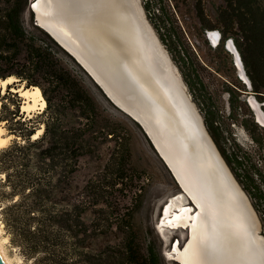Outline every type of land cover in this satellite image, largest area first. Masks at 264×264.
I'll use <instances>...</instances> for the list:
<instances>
[{"label":"trees","instance_id":"obj_1","mask_svg":"<svg viewBox=\"0 0 264 264\" xmlns=\"http://www.w3.org/2000/svg\"><path fill=\"white\" fill-rule=\"evenodd\" d=\"M30 3L0 0V80H18L7 86L0 115V122L15 136L12 144L0 148L2 220L12 244L31 264H167L165 243L151 221L146 193L126 184L137 179L136 167L129 168L123 121L116 115L124 112L67 50L36 25ZM143 6L187 85L200 93L198 103L207 104L208 109H202L206 127L264 220V174L258 167L255 172L249 168L251 155L231 143L212 112V97L202 95L207 88L200 53L202 42L213 49L207 31L219 30L223 42L233 39L253 92L264 103V0H222L212 5V13L206 0H144ZM182 7H188L197 22L192 24L196 41L187 32ZM28 11L30 24L25 18ZM224 50L222 44L214 52ZM18 86L38 87L46 108L33 116L22 115V99L11 91ZM98 95L115 112L106 113ZM244 127L253 132L251 125ZM40 128L43 133L33 139ZM100 137L114 147L106 164L109 175L96 179L83 160L92 162Z\"/></svg>","mask_w":264,"mask_h":264},{"label":"bare ground","instance_id":"obj_2","mask_svg":"<svg viewBox=\"0 0 264 264\" xmlns=\"http://www.w3.org/2000/svg\"><path fill=\"white\" fill-rule=\"evenodd\" d=\"M34 6L40 23L100 82L102 74L123 93L124 107L146 123L183 186L181 197L186 196L191 204L167 200L160 223L162 228L189 232L185 245L175 243L170 256L182 264H264V238L252 202L203 127L185 83L139 0H37ZM217 35L211 36L214 46ZM229 48L236 53L231 43ZM237 68L250 84L239 61ZM15 79L0 80V90ZM13 90L24 97L22 112L27 116L46 107L38 87ZM251 101L264 125L263 112ZM2 133L0 126V148L7 147L9 140ZM42 133L43 128L38 129L34 138ZM0 253L12 264L1 240Z\"/></svg>","mask_w":264,"mask_h":264},{"label":"rangeland","instance_id":"obj_3","mask_svg":"<svg viewBox=\"0 0 264 264\" xmlns=\"http://www.w3.org/2000/svg\"><path fill=\"white\" fill-rule=\"evenodd\" d=\"M139 2L141 6L144 5V0H139ZM206 2H207V7L210 9L212 13V9H211L212 5L215 6L220 5L222 3V0H206ZM142 8H144V6ZM172 8H173V4H172ZM187 8L188 7H182L181 14H184L186 19H188V24H186L185 27L187 29V32L189 33V36L196 41L195 38L196 36L194 34V30L192 29V24H197V22H195L194 20L193 13L189 11V9L187 10ZM25 18H26V22L30 24L31 14L29 11L26 13ZM208 41L211 47L213 48L212 50H210L208 45H206L205 43L202 42L200 44V46L202 47L200 53L204 60L203 65L205 67V69L202 70V76H203L202 78L204 85L207 88L206 94L205 95L202 94V95L206 99L208 97V94L212 97L215 103L212 112L218 118L217 120L221 126V129H224L226 131L225 135L228 134V137H230L231 143H236V149H238L241 153H248L251 155L248 163L249 168L252 169V171H254L258 167L260 171L264 174V126L259 122L257 118V112L253 108L251 100L252 99L256 100V102H258V107L261 108L263 112H264V103L260 102V99L256 96V93L253 92V88H248L245 82L240 79L239 71L234 61V56L226 48L225 43L223 45L225 50L219 53H215L214 49L217 46H213L212 42L209 39ZM162 45H164L163 42ZM221 45H222V41H221ZM164 48L166 49L165 46ZM171 60L174 63V65L179 69L178 65L173 61V59ZM179 72L184 80V77L180 69ZM16 81L18 80L15 79V82ZM184 82L187 87V93L188 95H190L192 103L204 118V113H203L204 111H202V109L203 108L208 109L207 104L205 105L199 104L198 100L196 99L197 94L200 95V93H198V90L194 92L193 90L190 89V87L187 85L185 80ZM18 88L25 90L24 86L15 87L16 90ZM13 89L14 88L11 89L12 92H18V91H14ZM6 91L7 88L6 89L3 88L0 90L1 92L0 115L2 114V108H1V102L3 101L2 97L5 95ZM18 94L19 97L22 99V104H23L25 99L20 95L19 92ZM98 101L100 102L102 108L106 109V113L110 112V110L112 112L114 111L113 108L107 103V101L101 95H98ZM232 102L236 106L235 108L232 107ZM44 109L34 110L31 116L41 113ZM20 110L22 115L27 116L22 112V105ZM116 113H117L116 115H118L123 121V125L125 128V137H126L125 144L130 148L127 157L129 168L136 167L135 168L136 170H134L133 173L137 181L132 183L131 180L129 179L128 181H126V184L128 187L131 186L132 188H135V186L136 187L139 186L146 193L145 196L146 203L152 209L151 221L157 229L159 222V215L161 214V209L164 208L167 204H169L167 200L171 202L172 200L175 199L174 201L176 202L179 199L175 204L186 203V202L187 204H191V203L189 200H186L187 199L186 196L181 197V194H183L182 189L180 188L178 182L174 178L168 166L165 164L163 159L156 151L155 147L153 146V143L151 142V140L149 139L143 128L141 126L139 127L136 124V121L133 120L130 116L126 115L125 113L122 114L117 111ZM245 123L251 125L253 132L245 129L244 127ZM0 126L3 131L2 133L3 136L9 138L6 145L9 146L15 140V136L10 135V133L6 128L5 122H0ZM256 139L259 141V143H263V146L257 144ZM97 142L99 145V150L98 153H96L95 157L91 160L92 162H90L88 165V160H83V164H85V167L90 168L91 172L95 175V178L98 176L105 177V175L108 174V170L106 169V164L111 158V152L114 147V143L110 142L105 137H100ZM217 149H219V147ZM232 174H234L233 171ZM129 177L131 178V176ZM102 180L104 181L105 179ZM237 182L239 181L237 180ZM104 185H106V182L104 183ZM239 185L241 184L239 183ZM241 188H243L242 185ZM249 200L250 202H252L251 199ZM251 205H253V202L251 203ZM2 208H3L2 203L0 202V240L3 243L6 253L8 254L12 264H31V262L28 261L22 255L20 249L12 244L10 240V236L6 231V228L2 220V211H1ZM174 209L176 210L177 208ZM257 212L258 211H256V213ZM257 215L259 217L258 219L260 224V234L264 238V220L260 212H258ZM163 228H161L162 230L157 229V231L165 243L164 256L167 261V264H179L172 259V257L169 254L170 252L168 250L169 248L172 247V245L176 242V240H179L180 246H183L188 237V230H184V229L175 230L167 227H163Z\"/></svg>","mask_w":264,"mask_h":264},{"label":"water","instance_id":"obj_4","mask_svg":"<svg viewBox=\"0 0 264 264\" xmlns=\"http://www.w3.org/2000/svg\"><path fill=\"white\" fill-rule=\"evenodd\" d=\"M36 1L37 0H32L31 1V3H30V10H31V12H32V14H33V17H34V20H35V23H36V25H38L39 27H41L42 29H44L45 31H47L65 50H67L80 64H81V66L88 72V74L93 78V80L99 85V87L103 90V92L106 94V96L115 104V106L116 107H118L121 111H123L124 113H126L128 116H130L133 120H135L138 124H140V126L143 128V130L145 131V133L147 134V136L149 137V139L151 140V142L153 143V146L155 147V149H156V151L158 152V154L160 155V157L163 159V161L165 162V164H167L168 165V168L170 169V171L173 173V175H174V178L176 179V181L178 182V184H179V186H180V188L182 189V191L185 193V191H184V188H183V186L181 185V183H180V181H179V179L177 178V176H176V174H175V172L173 171V169H172V167L169 165V163H168V161L166 160V158L164 157V155L162 154V152L160 151V149H159V147L156 145V143H155V141H154V139H153V137H152V135L150 134V132L146 129V123L145 122H143V121H141V120H139V119H137L136 117H134V115L128 110V109H126L125 107H124V105H123V99H125L122 95H123V93H120L119 91L117 92L115 89H114V87H112L111 85V82L107 79V78H105L102 74L99 76V78H100V80H101V82L96 78V76H95V73L93 72V71H91L89 68H87L81 61H80V59L77 57V55H75L74 53H72V51H70L51 31H49L48 29H46L41 23H40V20H39V17H38V11L36 10V8H35V3H36ZM143 7V6H142ZM144 9V8H143ZM144 14H145V18L147 19V21L150 23V21L148 20V18H147V15H146V13H145V10H144ZM150 26L152 27V29H154L153 28V26L151 25V23H150ZM154 31H155V29H154ZM155 33H156V31H155ZM214 33H217L218 35V42H219V39H220V35H221V33L219 32V31H209L207 34H208V36H209V38L211 39V41H212V38H211V36H212V34H214ZM156 35L158 36V34L156 33ZM158 38H159V36H158ZM160 39V38H159ZM161 41V40H160ZM162 43V42H161ZM229 43H231L232 44V46L234 47V49H235V51H236V53L234 52V51H232L230 48H229ZM164 46V45H163ZM227 48H228V50L233 54V56H234V61H235V64H236V66L238 65V61L241 63V65H242V68H243V71H244V74H245V76L248 78V80H249V82H250V84L249 83H247L246 81H244L245 83H246V85L248 86V88H252V82H251V80H250V78H249V76H248V74H247V71H246V68H245V65H244V62H243V59H242V56H241V54H240V52H239V50H238V48H237V46L235 45V42H234V40H232V39H230L228 42H227ZM167 50V49H166ZM167 53H168V55H170L169 54V52H168V50H167ZM170 58H171V56H170ZM172 59V58H171ZM177 68V67H176ZM177 70H178V72H179V69L177 68ZM179 74H180V72H179ZM180 76H181V74H180ZM239 76H240V78L242 79V80H244L243 78H242V75H241V73L239 72ZM181 79L183 80V78H182V76H181ZM15 82V81H14ZM183 82H184V80H183ZM185 83V82H184ZM107 88L110 90V92H109V90H107ZM187 88V87H186ZM114 96V99H113V96ZM122 96V97H121ZM121 97V98H120ZM191 99V98H190ZM192 101V100H191ZM255 102H256V100H255ZM257 104H258V102H257ZM253 108H254V106H253ZM255 109V108H254ZM256 110V109H255ZM260 110H261V108H260ZM198 111V110H197ZM262 111V110H261ZM256 112H257V110H256ZM263 112V111H262ZM200 114V113H199ZM201 115V114H200ZM257 115H258V112H257ZM263 115H264V112H263ZM201 117H202V115H201ZM202 125H203V127L205 128L206 127V124H205V121H204V118L202 117ZM263 125V124H262ZM264 126V125H263ZM206 129H207V127H206ZM207 131H208V129H207ZM208 133H209V131H208ZM210 134V133H209ZM210 136H211V134H210ZM211 138H212V136H211ZM33 139H36V138H34V136H33ZM213 139V138H212ZM213 142L215 143V141H214V139H213ZM215 145H216V143H215ZM216 147H217V145H216ZM218 148V147H217ZM219 150V149H218ZM221 153V152H220ZM222 155V154H221ZM223 157V156H222ZM224 158V157H223ZM225 160V159H224ZM225 162H226V160H225ZM226 164H227V162H226ZM228 165V164H227ZM229 167V166H228ZM244 190V189H243ZM245 191V190H244ZM249 197V196H248ZM191 202V201H190ZM168 205V204H167ZM166 205V206H167ZM166 206L164 207V208H162L161 209V214L159 215V222H158V226H157V229L158 230H160L162 227H161V225H160V223H161V219H162V217H163V215H164V211H165V208H166ZM255 209V208H254ZM185 230V229H184ZM188 237H189V232H188ZM188 237H187V239H188ZM187 239H186V241H187ZM186 241H185V243H186ZM175 243H178V246H180V242H179V240H176V242ZM175 243L172 245V247L171 248H169V252H172L173 254H174V245H175ZM185 243H184V245H185ZM183 245V246H184ZM183 246H180V247H183ZM168 252V253H169ZM167 253V254H168ZM174 261H176L177 263H179V264H182L180 261H178L177 259H175V258H172ZM0 264H7L6 262H5V260H4V258H3V256L1 255V253H0Z\"/></svg>","mask_w":264,"mask_h":264},{"label":"flooded vegetation","instance_id":"obj_5","mask_svg":"<svg viewBox=\"0 0 264 264\" xmlns=\"http://www.w3.org/2000/svg\"><path fill=\"white\" fill-rule=\"evenodd\" d=\"M211 31H219V30H211ZM209 31H207V33H208ZM220 32V31H219ZM221 33V32H220ZM207 35V37H208V39L211 41V39L209 38V36H208V34H206ZM230 40V39H229ZM229 40H227V42L229 41ZM233 40V39H232ZM221 41H222V44L224 45V43H225V46H226V48H227V42L226 41H224L223 42V40H222V33H221V35H220V39H219V42H218V45H216L217 47L219 46V45H221ZM212 42V41H211ZM212 45H213V43H212ZM214 46V45H213ZM216 48V47H215ZM228 49V48H227ZM232 54V53H231ZM233 55V54H232ZM240 77V76H239ZM241 79V78H240ZM242 80V79H241ZM246 84V83H245Z\"/></svg>","mask_w":264,"mask_h":264}]
</instances>
